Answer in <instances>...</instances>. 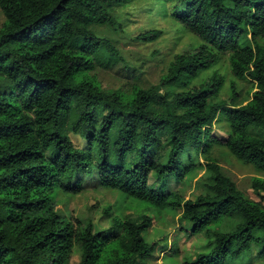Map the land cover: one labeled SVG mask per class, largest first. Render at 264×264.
<instances>
[{"label":"trees","instance_id":"16d2710c","mask_svg":"<svg viewBox=\"0 0 264 264\" xmlns=\"http://www.w3.org/2000/svg\"><path fill=\"white\" fill-rule=\"evenodd\" d=\"M123 1L0 0V264H73L76 255L78 264H146L162 213L179 214L181 231L207 241L181 264L264 261V179H253V200L212 156L224 148L264 174V0H157L206 45L177 55L158 84L128 92L104 89L95 74L125 62L95 34L121 28L114 9ZM224 57L234 78L253 85L245 105L234 83L230 100L220 99L222 75L195 85ZM221 122L224 136L215 134ZM198 169L200 194L185 200L181 185ZM88 188L148 208L103 231L91 215L58 212L60 196ZM178 254L174 243L168 255Z\"/></svg>","mask_w":264,"mask_h":264},{"label":"rangeland","instance_id":"374dc122","mask_svg":"<svg viewBox=\"0 0 264 264\" xmlns=\"http://www.w3.org/2000/svg\"><path fill=\"white\" fill-rule=\"evenodd\" d=\"M114 16L121 28L116 30L98 28L95 33L98 37L106 38L114 43L125 59L124 64L116 65L113 69L98 68L96 70V77L106 90L128 92L135 84L142 88L156 85L177 55L197 54L200 48L206 45L203 40L180 26L170 16V11L168 13L165 4L157 0L123 1L115 7ZM4 19L0 10V21L3 22ZM155 30L162 31V36L157 41L146 43L137 39L141 34ZM214 73L224 76L225 80L220 99L230 100V89L234 83L239 93L236 103L247 104L254 89L253 85L249 81L234 78L225 57L218 65L204 72L195 81V85L204 84ZM226 128L223 122L217 123L215 134L224 136ZM212 156L221 166L224 174L230 177L241 191L251 199L260 201L252 184L254 178L264 179V174L258 173L252 166L239 162L224 148H215ZM198 163L206 164L205 158L200 156ZM203 174L204 170L198 169L192 181L187 180L181 185L180 192L185 200L194 199L200 194L196 182ZM140 204L137 201L126 200L115 191L88 188L79 195L60 196L57 200V210L65 217L74 210L84 216L91 215L95 221L96 231H103L110 230L113 217L140 216L148 208ZM106 209H110L109 215L104 212ZM148 212L150 215L157 214L154 208H149ZM179 217V214L162 213L153 221L147 239L157 242L159 247L146 264H181L185 257L193 256L205 249L207 241L204 238L190 236L180 230ZM174 243L179 246V254L171 258L168 252ZM165 244L168 245L167 250L162 249ZM167 255L169 257L165 258ZM78 262L79 256L76 255L73 264ZM248 264H264V261L254 258Z\"/></svg>","mask_w":264,"mask_h":264}]
</instances>
